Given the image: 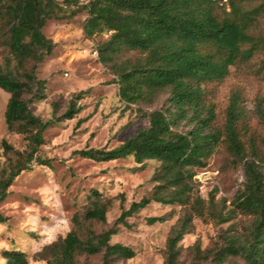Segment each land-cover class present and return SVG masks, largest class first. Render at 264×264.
Returning <instances> with one entry per match:
<instances>
[{"label":"trees","instance_id":"obj_1","mask_svg":"<svg viewBox=\"0 0 264 264\" xmlns=\"http://www.w3.org/2000/svg\"><path fill=\"white\" fill-rule=\"evenodd\" d=\"M71 7L87 12L84 37L107 35L97 45L98 59L112 70L120 100L148 122L113 148H81L73 154L96 162L130 157L140 168L148 160L159 163L151 177V191L132 201L117 220L151 202L183 206L186 211L167 235L162 263L182 264L179 242L191 231L193 213L202 215L205 209L203 199L192 197L193 168L204 167L223 141L242 165L243 180L230 202L232 207L216 216L225 222L240 213L250 215L251 222L245 233L225 235L212 257L215 264H264V159L253 138L248 139V149L240 139L239 93L230 97L222 130L213 126L214 104L209 99L213 86L225 79L230 67L264 52V31H255L264 14V0H0V43L10 55L0 64V89L9 93L4 120L8 131L20 133L26 140L24 150L4 139L0 142L7 156L0 166V201L23 170L34 164L51 165V158L39 154L44 130L61 118H73L80 110L71 100L61 116L53 113L44 121L24 98L33 86L38 92L43 83L31 70L22 71L25 63L41 59L53 46L42 27L48 18ZM128 52L136 55L128 57ZM259 69L264 76V58ZM81 95L77 93L75 99ZM161 95L160 105L154 107ZM260 142L264 147V136ZM213 201L210 194L211 207ZM111 206L112 199L92 190L88 204L72 216L70 230L43 247L40 259L44 264H77L80 256L96 254H101L103 262L132 258L133 249L110 243L114 228L97 230L93 226L106 223ZM164 220L163 215L151 216L146 222ZM4 221L0 214V223ZM3 257L1 264H29L19 249L4 250Z\"/></svg>","mask_w":264,"mask_h":264},{"label":"rangeland","instance_id":"obj_2","mask_svg":"<svg viewBox=\"0 0 264 264\" xmlns=\"http://www.w3.org/2000/svg\"><path fill=\"white\" fill-rule=\"evenodd\" d=\"M86 17V10L71 7L48 18L42 33L53 43L51 51L41 59L27 61L22 69L31 70L36 79L43 81L38 92L33 86L31 92L24 93L30 109L42 120H48L53 113L61 116L71 100L80 110L73 118H61L44 130L39 154L51 158V165L34 164L23 170L0 201V214L5 217L0 223V264L5 261L3 251L7 249L25 252L29 264H44L40 259L43 247L70 230L72 216L88 204L92 190L112 199L106 223L95 222L94 228H114L110 243L126 245L135 255L108 262H103L101 254L82 255L77 264H162L167 235L186 211L180 205L151 202L124 220H117L132 201L151 191V177L159 163L148 160L140 168L130 157L96 162L73 154L81 148H113L148 123L146 117L120 100L112 70L98 59L97 45L107 35L84 37ZM255 31H264V14ZM135 55L126 53L132 58ZM8 57V48L1 42L0 64ZM262 58L264 52H258L248 62L230 67L225 79L213 86L209 99L214 104L213 126L222 130L230 97L239 93L240 139L248 149V139L253 138L264 159L260 142L264 121L259 116L260 110L264 113V76L259 69ZM13 64L11 61L10 67ZM79 92L81 97L75 99ZM163 97L155 101L154 107L160 105ZM8 98L9 93L0 89V142L4 139L15 149L24 150V136L8 131L5 124ZM143 109L149 110L146 106ZM6 157L0 146V166L5 165ZM193 171L192 197L203 199L205 209L202 215L193 213L191 231L179 242V259L182 264H215L211 253L222 244L223 237L231 232L245 233L251 222L250 215L240 213L225 222L216 216L218 211L226 212L232 207L230 202L241 186L243 168L221 141L206 159V165ZM161 215L165 216L163 222H146L148 217Z\"/></svg>","mask_w":264,"mask_h":264}]
</instances>
